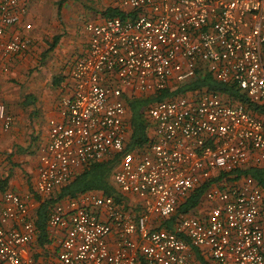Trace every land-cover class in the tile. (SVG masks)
I'll list each match as a JSON object with an SVG mask.
<instances>
[{"label":"built area","instance_id":"2783aa9c","mask_svg":"<svg viewBox=\"0 0 264 264\" xmlns=\"http://www.w3.org/2000/svg\"><path fill=\"white\" fill-rule=\"evenodd\" d=\"M107 1V10L121 13L85 24L88 50L71 66L48 120L34 188L48 198L80 169L118 155L112 178L122 197L89 191L56 202L47 225L58 248L43 262L31 253L30 205L1 190L0 264H193L190 246L214 264H264L263 193L251 177L211 182L199 216L180 215L172 230L151 227L221 171L264 162V114L212 92L156 101L145 108L148 142L132 149L125 102L128 92L150 95L206 71L264 107V0ZM27 15L21 0H0L4 60L31 49ZM12 123L0 101L1 129Z\"/></svg>","mask_w":264,"mask_h":264},{"label":"crops","instance_id":"0c3cea01","mask_svg":"<svg viewBox=\"0 0 264 264\" xmlns=\"http://www.w3.org/2000/svg\"><path fill=\"white\" fill-rule=\"evenodd\" d=\"M21 1L27 6L28 9L27 20L30 22H32L31 19L36 21V19L34 18L35 15L31 13V6L33 5L32 0ZM53 2L57 6V8L55 9V13H57L59 17V24L58 26H54V24L52 25V27H55L53 28L54 32L51 35V41L45 52L47 51V53H50L52 61L56 62L55 65L57 66V64H61L62 68V75H59L58 78H54L51 82L52 87L55 89L54 95L51 96L47 94L46 96H42L40 99H38L35 96L27 93L26 95H22V98L20 99V101H18V104H9L8 97L0 95V101H4L6 103L8 107L7 110L13 116V123L11 126L12 128H10L13 130V132H15V130L18 131L20 129H23L31 135L34 131L36 132V134H39L37 138H25L18 145V147L21 148V151L14 153H9L6 151L8 155L4 156L3 153V159H1L5 161L3 162L4 164L0 166V175L2 176V178H7L5 185L7 189L13 190L19 193L23 198H25L30 205L32 213L34 212L38 203L31 187L30 179L32 177L34 179L36 178L38 155L40 153V149L46 144L48 139V120L51 117L57 116V105L61 95L63 94L64 86L69 80L68 76L71 66L78 56L85 54L88 50V32L86 31L84 34L81 33L79 35L78 31L76 32V29H73L69 38L67 33L68 30H66V27H70L69 25L75 23L78 19H84L85 24L87 22H99L106 16L105 12H107L108 8L107 0H53ZM62 25L64 26V28L62 27ZM39 34L40 33L38 32V30H36V27H34L33 25V29L31 31V35L33 37V45L31 49L26 51L27 53L35 50L34 38H37ZM50 45H54L53 48L50 49ZM14 57L13 58L15 59V61H17V58L22 57V54ZM1 58L2 57L0 55V62L2 61ZM2 78L4 77L2 76L0 78V83L4 81V79ZM126 95L131 97L129 92ZM127 116H129V114H127ZM149 133L150 130L147 128V135ZM13 136L14 135L12 134V137ZM30 138L33 145H38L39 143V147H37V151L35 152H31L29 151V149H27ZM16 140L17 139H14V144ZM10 142V139L1 140L0 149H10ZM112 182L116 186L113 178ZM127 199L129 202H131V204H135L133 203V200H138V197L135 194H129L127 196ZM262 224L264 225V222ZM46 229V238L48 240L46 244L39 245L36 242L35 244H33L31 250L32 255L36 256L38 261L43 262L52 260L55 257L58 248L57 242L53 238L54 230L48 227L47 224ZM188 254L189 259L193 264H214V262L209 259L208 256L206 257L203 255L202 249L198 247L190 246L188 249Z\"/></svg>","mask_w":264,"mask_h":264},{"label":"trees","instance_id":"16d2710c","mask_svg":"<svg viewBox=\"0 0 264 264\" xmlns=\"http://www.w3.org/2000/svg\"><path fill=\"white\" fill-rule=\"evenodd\" d=\"M121 11L109 9L105 12L106 16L113 14H120ZM54 45H50V49ZM47 51L45 52V54ZM44 54V56H45ZM212 92L220 95L222 98L229 100L231 103H242L252 113L262 116L264 114V107L253 103L245 92L240 90L235 83H223L213 78L209 72H199L194 77L182 82H172L169 86L160 89L150 95L145 96H125V102L129 114V139L130 147L143 146L148 142L147 128L148 120L145 115V108L156 102L164 99H170L178 96H185L188 93H203ZM118 155L111 156L107 159L97 161L80 169L72 179L61 185L48 198H42L38 195L34 188L35 179H30V184L37 200V207L32 213V217L36 226V239L39 245L46 244L48 241L47 235V215L49 209L58 201L65 198H75L82 193L89 191H96L120 199V194L117 187L112 182V175L114 166L118 161ZM242 177H251L261 188L263 198L259 211L260 222H264V162L262 163H248L241 167H236L231 171H221L220 175L210 181H207L198 187L194 188L183 200L178 204L175 212L167 217H159L153 220L152 229H166L172 230L175 228L180 215L194 214L199 216L202 213L204 205V191L211 182L222 183H236ZM7 178H2L0 175V189H7ZM225 180V181H224ZM30 187V188H31ZM200 207V209H199ZM202 207V208H201ZM37 259L36 256L33 255ZM210 259V258H209ZM137 264H143L142 258Z\"/></svg>","mask_w":264,"mask_h":264},{"label":"rangeland","instance_id":"374dc122","mask_svg":"<svg viewBox=\"0 0 264 264\" xmlns=\"http://www.w3.org/2000/svg\"><path fill=\"white\" fill-rule=\"evenodd\" d=\"M32 4L31 13L35 15L34 18L36 21L31 19V23L40 33L37 38H34L35 50L29 53H21L22 57L17 58V61L14 59L16 57H12L13 59L10 60H4L1 58L2 61L0 62V78L2 76L4 77L2 78L4 81L0 83V95L7 96L9 104H18V101H20L22 95H26L27 93L35 96L38 99H40L42 96H46L47 94L53 96L55 89L52 87L51 82L54 78H58L59 75H62L61 64H57L56 66V62L52 61L50 53L45 54V50L48 48V45L51 41V35L54 32L53 28H55L52 27V25L54 24V26H58L59 24V17L57 13H55L57 6L53 0H32ZM84 22V19H78L75 23L70 24V27L67 26L66 30H68V37L70 38L73 29H76V32L78 31L79 35L81 33L84 34L86 32ZM62 27L64 28L63 25ZM41 53L45 54V56H43ZM12 134L14 135L13 137ZM38 136L39 134H36L35 131L31 135L23 129L18 131L15 130V132H13L12 129L4 131L0 128V141L7 139H10L11 141L10 149H0V166H2L4 164L3 162L5 161L2 160V157L4 155H8L6 151L9 153L19 152L21 151V148L18 147V145L25 138H37ZM14 139H17L15 144ZM37 147H39V143L38 145H33L30 138L27 149H29L31 152H35L37 151ZM115 168H117V163L114 166V169ZM136 202L137 200L134 199L133 203ZM206 206L207 204L204 203L203 209H205Z\"/></svg>","mask_w":264,"mask_h":264}]
</instances>
